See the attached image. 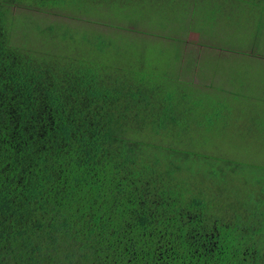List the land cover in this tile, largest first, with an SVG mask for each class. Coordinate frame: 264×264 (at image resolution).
Wrapping results in <instances>:
<instances>
[{
	"label": "trees",
	"instance_id": "1",
	"mask_svg": "<svg viewBox=\"0 0 264 264\" xmlns=\"http://www.w3.org/2000/svg\"><path fill=\"white\" fill-rule=\"evenodd\" d=\"M22 2L0 0V264H264V167L192 137L235 84L124 67L112 41L76 42Z\"/></svg>",
	"mask_w": 264,
	"mask_h": 264
},
{
	"label": "rangeland",
	"instance_id": "2",
	"mask_svg": "<svg viewBox=\"0 0 264 264\" xmlns=\"http://www.w3.org/2000/svg\"><path fill=\"white\" fill-rule=\"evenodd\" d=\"M217 4L128 0L103 12L71 0H26L12 11L43 27H60L79 43L112 41L124 67L132 63L152 72L189 65L198 85L213 81L232 92L235 84L230 112L217 111L213 125L191 126L192 137L205 151L219 149L241 163L264 167V10Z\"/></svg>",
	"mask_w": 264,
	"mask_h": 264
}]
</instances>
